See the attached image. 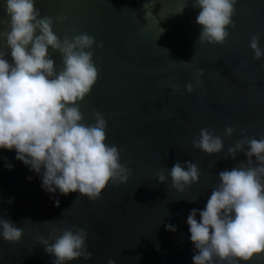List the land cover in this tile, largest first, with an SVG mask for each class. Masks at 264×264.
Returning a JSON list of instances; mask_svg holds the SVG:
<instances>
[{
	"label": "water",
	"instance_id": "1",
	"mask_svg": "<svg viewBox=\"0 0 264 264\" xmlns=\"http://www.w3.org/2000/svg\"><path fill=\"white\" fill-rule=\"evenodd\" d=\"M35 6L41 16L52 17L61 40L80 33L95 37L90 50L99 77L79 102L80 110L87 124L94 122V112L103 114L106 143L118 147L120 162L131 174L126 183L109 182L95 201L78 191L51 194L41 187L40 175L16 159L15 149H0V218L23 230L18 242L0 236V264H54L37 238L73 226L86 228L92 257L65 264H107L109 259L194 264L186 222L190 210L204 209L220 182L218 173L246 159L243 152L229 157V147L244 135L264 138V56L253 59L249 47L257 35L264 50V0H237L235 27H228L223 45L198 43L202 26L195 21L201 9L193 0H36ZM5 7L0 0V30L10 31ZM62 16L67 20L57 19ZM0 48L10 53L6 39H0ZM49 51L59 71L61 56ZM6 58L11 62L10 55ZM200 68L202 84L196 85L193 74ZM188 83L194 85L191 93ZM226 126L235 129L231 136L224 135ZM202 128L221 136L220 153L193 147ZM186 160L198 165L200 179L181 193L171 186L169 172ZM161 169L164 183L158 182ZM168 224L176 231L166 230ZM247 264H264V255Z\"/></svg>",
	"mask_w": 264,
	"mask_h": 264
},
{
	"label": "clouds",
	"instance_id": "2",
	"mask_svg": "<svg viewBox=\"0 0 264 264\" xmlns=\"http://www.w3.org/2000/svg\"><path fill=\"white\" fill-rule=\"evenodd\" d=\"M4 3L10 31L0 30V39H6L10 53L0 48V149H15L16 159L40 175L46 192L55 194L59 190L68 195L78 191L80 196L95 201L109 182L126 183L131 174L120 162L118 147L106 143L107 121L103 114L94 112V122L87 124L80 110L79 102L99 77L90 50L95 37L80 33L65 35L61 40L53 31L52 17L41 16L36 0ZM193 3L201 9L195 21L202 26L198 43L223 45L229 36L228 27H235L232 17L237 0ZM57 19L63 22L67 17ZM3 23L0 20V25ZM249 47L254 52L253 59L264 56L257 35L251 37ZM50 49L61 56L59 71ZM9 55L11 62L6 58ZM193 75L196 85H201L204 70L197 69ZM185 89L191 93L194 85L188 83ZM173 90L179 92V85H173ZM234 131L232 126H226L224 135L231 136ZM193 147L211 155L220 153L224 142L220 135L202 128ZM227 151L232 159L238 152H243L246 159L231 170L220 171V182L204 209L192 208L187 216L190 240L196 250L194 264H214V258L217 264H247L264 255V138L244 135ZM6 167L11 169L13 165ZM169 175L171 186L183 193L199 182L200 169L191 161H177ZM157 176L159 183L167 179L164 169ZM59 204L56 199L54 205ZM166 230L174 232L176 226L168 224ZM22 235L23 230L11 220L0 218V236L4 240L18 242ZM87 235L85 227L73 226L61 229L59 235L54 230L48 238L37 240L46 253L55 257L54 264H65L81 257L91 259ZM107 264L116 261L109 259Z\"/></svg>",
	"mask_w": 264,
	"mask_h": 264
},
{
	"label": "flooded vegetation",
	"instance_id": "3",
	"mask_svg": "<svg viewBox=\"0 0 264 264\" xmlns=\"http://www.w3.org/2000/svg\"><path fill=\"white\" fill-rule=\"evenodd\" d=\"M39 9V8H38Z\"/></svg>",
	"mask_w": 264,
	"mask_h": 264
}]
</instances>
